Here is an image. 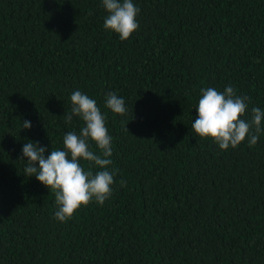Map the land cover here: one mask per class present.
I'll use <instances>...</instances> for the list:
<instances>
[{
  "label": "trees",
  "instance_id": "1",
  "mask_svg": "<svg viewBox=\"0 0 264 264\" xmlns=\"http://www.w3.org/2000/svg\"><path fill=\"white\" fill-rule=\"evenodd\" d=\"M133 3L139 28L121 41L102 0H0V264H264V134L224 151L191 129L202 88L264 109V0ZM75 90L105 116L119 171L110 199L62 223L19 158L79 133L62 117Z\"/></svg>",
  "mask_w": 264,
  "mask_h": 264
},
{
  "label": "clouds",
  "instance_id": "2",
  "mask_svg": "<svg viewBox=\"0 0 264 264\" xmlns=\"http://www.w3.org/2000/svg\"><path fill=\"white\" fill-rule=\"evenodd\" d=\"M106 10L103 27L118 34L121 41L128 40L138 30L137 15L140 9L133 0H102ZM191 129L202 139H210L220 150L236 148L246 139L249 147L257 144L264 134V109L253 106L246 116L250 98L237 95L233 86L223 92L208 87L200 90ZM71 109L62 116L70 124L79 117L83 126L79 133L67 132L63 137V150H51L38 142L27 141L22 146L19 160L26 161L24 173L35 178L55 194L54 219L67 223L74 214L93 201L103 205L113 194L118 169L111 168L113 155L112 136L106 127V118L97 102L80 90L70 96ZM105 107L115 114L126 115L125 100L115 92H108ZM22 129H31V122L22 121ZM92 144L98 148L94 152ZM26 158V160H25ZM82 161L89 162L85 170ZM95 166L96 171L91 170ZM120 185L126 186L121 179Z\"/></svg>",
  "mask_w": 264,
  "mask_h": 264
}]
</instances>
